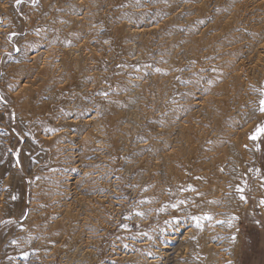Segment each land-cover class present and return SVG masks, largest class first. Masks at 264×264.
<instances>
[{"label":"rangeland","instance_id":"1","mask_svg":"<svg viewBox=\"0 0 264 264\" xmlns=\"http://www.w3.org/2000/svg\"><path fill=\"white\" fill-rule=\"evenodd\" d=\"M263 144L264 0H0V264H215L213 173L238 264Z\"/></svg>","mask_w":264,"mask_h":264},{"label":"bare ground","instance_id":"2","mask_svg":"<svg viewBox=\"0 0 264 264\" xmlns=\"http://www.w3.org/2000/svg\"><path fill=\"white\" fill-rule=\"evenodd\" d=\"M217 174L213 173V175H205L202 177L196 176L191 179L192 194L190 199L192 201V205L188 206L186 209V216H188L189 218H187L186 216L185 217L188 219L189 222L185 225V228H187L184 233V237H186L191 232L190 230L192 227L195 228L196 226L197 228L199 226L200 235L202 237V243L207 249H210L212 251L211 256L216 257L214 258L215 264H217V262L220 263V251L224 249V243L220 244V240H217L218 237L222 236V232L224 231L222 230V226L220 227V225L218 224V226L216 223H218L217 221H219L220 219L227 217L225 210L227 209V205L229 204L228 202L230 200V197L224 194L225 192L223 190L225 186H223L222 183L218 181L219 177ZM263 209L261 208V210ZM176 239L177 237L175 235H167V241L165 240V245L158 243L159 250H171V242L175 241ZM165 252L166 251H163L161 253L165 255ZM221 253L224 254L225 252ZM226 257L229 258L228 256ZM225 263L227 264V262Z\"/></svg>","mask_w":264,"mask_h":264},{"label":"crops","instance_id":"3","mask_svg":"<svg viewBox=\"0 0 264 264\" xmlns=\"http://www.w3.org/2000/svg\"><path fill=\"white\" fill-rule=\"evenodd\" d=\"M262 149V174H264V144ZM256 225H244L238 252V264H264V225L258 224V227Z\"/></svg>","mask_w":264,"mask_h":264},{"label":"snow or ice","instance_id":"4","mask_svg":"<svg viewBox=\"0 0 264 264\" xmlns=\"http://www.w3.org/2000/svg\"><path fill=\"white\" fill-rule=\"evenodd\" d=\"M17 2H19V0H17Z\"/></svg>","mask_w":264,"mask_h":264}]
</instances>
